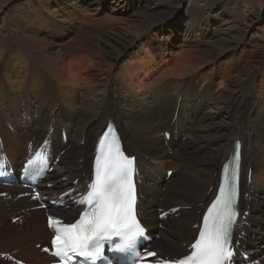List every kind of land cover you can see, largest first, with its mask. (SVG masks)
Here are the masks:
<instances>
[{
  "label": "bare ground",
  "instance_id": "obj_1",
  "mask_svg": "<svg viewBox=\"0 0 264 264\" xmlns=\"http://www.w3.org/2000/svg\"><path fill=\"white\" fill-rule=\"evenodd\" d=\"M218 3L0 0V150L19 166L29 144L48 135L47 151L60 155L48 178L60 193L89 173L96 137L115 121L137 157L140 216L160 234L153 247L179 256L239 138L251 181L242 185L245 217L236 235L239 247L264 264L257 252L264 248V28L249 31L264 17L249 0ZM247 3L251 17L242 12ZM231 4L241 19L231 16ZM166 165L173 167L169 177ZM30 205L0 200V253L43 263L48 257L35 248L49 237L41 212L3 225ZM175 206L183 207L176 217L158 220V208Z\"/></svg>",
  "mask_w": 264,
  "mask_h": 264
},
{
  "label": "snow or ice",
  "instance_id": "obj_2",
  "mask_svg": "<svg viewBox=\"0 0 264 264\" xmlns=\"http://www.w3.org/2000/svg\"><path fill=\"white\" fill-rule=\"evenodd\" d=\"M239 158L237 153L236 159ZM32 163V160L28 161V164ZM89 188L87 196L80 201L89 207L74 223H62L52 217L48 219L49 227L55 231L51 240L53 255L59 258L60 264H71L76 258H80L83 264H107L105 241H112L113 237L122 241L116 245L115 251L135 255V241L143 236L144 230L136 214L133 159L121 150L115 134L111 137L105 135L98 142L94 179ZM237 200L235 176L231 181L225 177L219 194L203 216L198 237L191 244V254L171 261L158 260L156 264H230L235 250L233 230L239 216ZM145 256L155 257L156 253L147 252Z\"/></svg>",
  "mask_w": 264,
  "mask_h": 264
},
{
  "label": "rangeland",
  "instance_id": "obj_3",
  "mask_svg": "<svg viewBox=\"0 0 264 264\" xmlns=\"http://www.w3.org/2000/svg\"><path fill=\"white\" fill-rule=\"evenodd\" d=\"M188 1H190V0H188ZM218 1L220 2V3H218L219 5H223V6H227V5H229V3H225V0H218ZM237 1L240 2V3H245V1H248V0H237ZM249 1H251L252 4H253L255 7L261 8V11H262V13H263V17H264V0H249ZM227 10L230 12V14H231V16H232L233 18L241 19V17L239 16L238 12L236 11V7H235L234 5L231 4V5L228 7ZM242 12H244V16H249V17L252 16L253 12H252V9H251L249 3H247L246 6L242 8ZM250 25L252 26V27H249V31L251 32V34H254V33L258 34V32H259L262 28H264V19H263L261 22H259V23H256L255 21H252V22L250 23ZM263 33H264V30L261 32V34H263ZM259 37H264V35H263V36H259ZM167 163H169V161H167ZM165 167H166L167 169H173V167H172L171 165H166ZM7 218H8V217H7ZM8 219H9V218H8ZM10 223H12V222H11L10 219H9V222L5 221V223H3V225H8V224H10ZM253 246H254V245H253ZM256 247H257V246H256ZM259 249H260V247H259ZM259 249H257L258 254H259V255L263 254V253H264V248H263V249H260V250H259ZM258 250H259V251H258ZM251 257H253V256H250V258H251ZM253 259H255V257H254Z\"/></svg>",
  "mask_w": 264,
  "mask_h": 264
}]
</instances>
